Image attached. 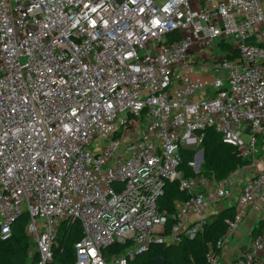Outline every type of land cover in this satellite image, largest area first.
<instances>
[{
	"label": "built area",
	"instance_id": "obj_1",
	"mask_svg": "<svg viewBox=\"0 0 264 264\" xmlns=\"http://www.w3.org/2000/svg\"><path fill=\"white\" fill-rule=\"evenodd\" d=\"M216 39L236 57H212ZM208 129L254 160L264 0H0V240L27 214L36 264H52L71 222L82 231L74 264H132L152 244L203 233L210 207L232 198L231 177H184L179 150ZM250 167L217 248L251 207L264 222V163ZM174 182L188 197L160 211ZM114 244L126 253L106 261ZM226 264H264V233Z\"/></svg>",
	"mask_w": 264,
	"mask_h": 264
},
{
	"label": "trees",
	"instance_id": "obj_2",
	"mask_svg": "<svg viewBox=\"0 0 264 264\" xmlns=\"http://www.w3.org/2000/svg\"><path fill=\"white\" fill-rule=\"evenodd\" d=\"M224 51H230L229 58H235L234 52L229 46L221 45ZM263 136L258 137L257 153L260 154L263 143ZM201 149L203 152V162L199 173H193L188 163L195 155L192 148H181L179 154L181 157V170L184 177L204 176L216 182H221L234 173L239 167L249 165L253 158H243L237 148L222 141L221 136L213 130L204 131ZM186 193L179 191L177 183H167L164 194L158 200L160 211L172 213L174 211V201L186 199ZM233 217V208H225L214 218L210 219L203 233L197 235L194 239L183 238L179 243H173L168 246L162 244H152L147 250L138 253L132 264H155V258L160 257L162 264H207V254L213 251L220 255L222 250L217 248L216 243L226 232L227 225L225 219ZM28 223L27 214L21 215L12 226V232L9 239L0 240V264H36L39 259L35 251L34 243L26 233ZM169 223L171 220L169 219ZM59 234V244L54 249V258L52 264H74V243L82 238V231L79 225L69 223L62 226ZM260 233H264V222L256 223L251 231L250 237L254 238ZM31 248L34 254L30 255ZM127 246L114 244L103 251V257L106 261L110 256H123L126 253ZM36 255V256H35Z\"/></svg>",
	"mask_w": 264,
	"mask_h": 264
},
{
	"label": "crops",
	"instance_id": "obj_3",
	"mask_svg": "<svg viewBox=\"0 0 264 264\" xmlns=\"http://www.w3.org/2000/svg\"><path fill=\"white\" fill-rule=\"evenodd\" d=\"M238 173H232L230 175L231 177V185H230V191H231V199H229L228 201H220L216 204H219L221 202H225L226 205L223 209H225L226 207L227 208H230L232 207L233 203H234V200L236 198V196L239 194L240 192V189L242 188L243 185L239 186L237 185V183H234V176L237 175ZM241 178L243 176L242 173H239ZM253 173H248L246 175V179H248L249 177H251ZM243 179V178H242ZM234 181V182H233ZM234 183V184H233ZM223 209H220V211H223ZM219 211V212H220ZM218 212V213H219ZM213 214V210H210L208 211L207 213V220L209 221L208 217L211 216ZM262 209L261 207L259 206H256V207H251L250 209H248V211L245 213L243 219H242V222L240 223V226L238 228V230L236 231L232 241L234 243H236V241H242L244 240V238L246 239L247 237H249V243H248V246L250 244V241H251V237H250V234H251V231L253 230V228L256 226V223L258 222H261L262 220ZM209 215V216H208ZM231 241V242H232ZM247 246V247H248ZM246 248H243V246H240V247H236L235 245H233L232 247H230L229 245H226V247H223L222 249V252H221V264H226L229 260L233 259L236 255L242 253L244 250L247 249Z\"/></svg>",
	"mask_w": 264,
	"mask_h": 264
},
{
	"label": "rangeland",
	"instance_id": "obj_4",
	"mask_svg": "<svg viewBox=\"0 0 264 264\" xmlns=\"http://www.w3.org/2000/svg\"><path fill=\"white\" fill-rule=\"evenodd\" d=\"M220 44H221V41L219 40V39H216L215 41H214V46H215V49L212 51V52H209V54L212 56V57H215V58H217V57H221V56H223L224 54H225V51L224 50H222L221 49V47H220ZM223 83L224 84H226V80H223ZM102 145L105 143V140H102ZM193 148H194V150H195V152L196 153H198L199 151H201L202 149H201V144H198L196 147H194L193 146ZM100 149V147H98V146H95L92 150L95 152V151H98ZM195 153V154H196ZM195 157V156H194ZM256 163H260V164H262V163H264V161H263V157H262V154H261V152H260V154L259 153H257V156H256V158H254V160H253V162L252 163H250L249 165H244V166H241V167H239L234 173H238L237 175H235L234 176V183H237V185H239V186H241V185H243L244 183H245V181L247 180L246 178V175L250 172V165L252 166V165H254V164H256ZM200 169H201V167H200ZM239 173H244L243 174V176H242V178H241V176H240V174ZM233 183V184H234ZM225 205H226V203L225 202H221V203H219V204H213L211 207H210V209H209V211L210 210H213V214L211 215V216H209L208 217V219L210 220V219H212V218H214L217 214H218V212L220 211V209H223L224 207H225ZM249 237H247L246 239L244 238V240H242V241H236V243H234L232 240V242H230L228 245L230 246V247H232L233 245H235L236 247H240V246H243V248H246L247 246H248V243H249ZM226 247V246H225ZM34 254V249L33 248H31V250H30V255H33ZM36 256V255H35Z\"/></svg>",
	"mask_w": 264,
	"mask_h": 264
},
{
	"label": "water",
	"instance_id": "obj_5",
	"mask_svg": "<svg viewBox=\"0 0 264 264\" xmlns=\"http://www.w3.org/2000/svg\"><path fill=\"white\" fill-rule=\"evenodd\" d=\"M202 161V150L198 152L197 163ZM24 214V213H23ZM155 264H162L163 261L160 257L155 258Z\"/></svg>",
	"mask_w": 264,
	"mask_h": 264
},
{
	"label": "bare ground",
	"instance_id": "obj_6",
	"mask_svg": "<svg viewBox=\"0 0 264 264\" xmlns=\"http://www.w3.org/2000/svg\"><path fill=\"white\" fill-rule=\"evenodd\" d=\"M207 221H208V220H207ZM224 247H225V246H224ZM222 249H223V248H222ZM222 249H221V250H222Z\"/></svg>",
	"mask_w": 264,
	"mask_h": 264
}]
</instances>
